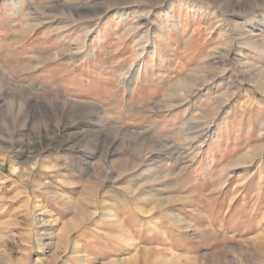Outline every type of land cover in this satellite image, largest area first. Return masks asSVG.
I'll use <instances>...</instances> for the list:
<instances>
[{"label": "rangeland", "instance_id": "rangeland-1", "mask_svg": "<svg viewBox=\"0 0 264 264\" xmlns=\"http://www.w3.org/2000/svg\"><path fill=\"white\" fill-rule=\"evenodd\" d=\"M0 264H264V0H0Z\"/></svg>", "mask_w": 264, "mask_h": 264}, {"label": "bare ground", "instance_id": "bare-ground-1", "mask_svg": "<svg viewBox=\"0 0 264 264\" xmlns=\"http://www.w3.org/2000/svg\"><path fill=\"white\" fill-rule=\"evenodd\" d=\"M85 131V130H84ZM202 132V131H201ZM206 134V133H205ZM13 170L15 171V172H17V171H19V169H18V167L17 166H13ZM44 183V182H43ZM45 184V183H44Z\"/></svg>", "mask_w": 264, "mask_h": 264}]
</instances>
